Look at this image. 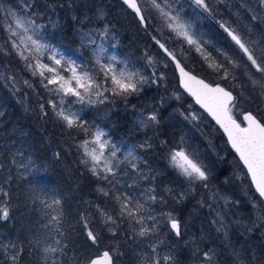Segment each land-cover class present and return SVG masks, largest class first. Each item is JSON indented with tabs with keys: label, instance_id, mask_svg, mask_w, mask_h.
<instances>
[{
	"label": "trees",
	"instance_id": "trees-1",
	"mask_svg": "<svg viewBox=\"0 0 264 264\" xmlns=\"http://www.w3.org/2000/svg\"><path fill=\"white\" fill-rule=\"evenodd\" d=\"M0 1L2 4L18 9L21 2H30L27 11L29 17L43 25L42 31L48 34L54 44L65 49L72 56L79 57L90 71H94L95 68L90 63L88 46L81 39L84 34L113 44L119 54L128 57L133 67L140 69L144 76L153 80L159 72L155 65H149L147 62L148 56H163L151 39L154 35L152 27L143 28L136 16L120 0ZM102 32L105 33L103 36ZM168 47L171 50V47ZM177 56L188 70L214 83L212 81L214 77L210 76V72L202 63L190 66L178 54ZM28 62L31 63V59ZM170 65L174 70L173 65ZM1 75L7 85L4 84ZM42 80L39 74L33 75V72L26 67L25 60L17 53H8L1 48L0 184L10 195L0 196V198L3 197L1 202L9 204V218L0 219V264H12L9 257L16 251H20L17 264H50V261L46 262L43 259L40 249L31 243L34 238L40 236L45 237L48 243H54V239L61 241L66 255L59 253L56 255L62 264H74L75 260L83 264L84 257L95 256L103 249L112 251L110 247H115L111 242L118 243V250L122 253L123 257L118 256V260L121 259L125 264H136L137 258L133 256L135 236L132 238L130 234L132 227L126 219L123 223L121 222L122 218L114 211L115 206L119 208V205L112 196H104L99 190L101 188L110 190L111 187H105L102 181L88 171V166L80 162L84 158L80 144L89 135H86L81 128H68L56 117L49 103V101L54 102L55 98L44 86L46 80H43V83ZM169 81L174 84L172 90L164 91L160 86L157 87L152 83L144 84L140 92L126 99L106 93L108 100L90 105L86 110L85 125L89 131L92 133L96 127H100L116 139H125L129 145H134L147 167L156 171L154 175H157L155 179L159 185L160 182L167 184L177 183V181L164 157L159 156L158 151H162L158 150V146L161 145V149L167 151L175 143L182 142L178 121L175 119L178 117L176 109L182 108V104L177 106L176 99L173 101L174 98L169 97L175 91L182 92L177 83L175 70L171 73ZM161 83L158 82L159 85H162ZM11 89H14V93ZM233 92L236 95V92ZM251 96L253 100H249L248 105L241 106L242 112L250 110L254 114H256L255 111L262 114L263 108L258 106L260 104L264 106V102L254 92ZM183 100L192 102L185 94L181 97V101ZM160 102L165 104V107L158 112L159 126L152 124L141 126L137 111L149 112ZM54 103L59 107V102ZM41 105L44 106L43 109ZM208 120L213 124L209 118ZM221 137L224 138L223 134ZM140 145L145 146L140 147ZM203 147L204 151L208 150L206 146ZM203 153L214 168V178L220 177V180L232 178V170L225 162L221 161L217 165V160L213 155L210 156V152ZM21 164L25 167H18ZM142 183L145 186L146 179H142ZM33 188L47 192V196L42 195L41 199L55 196L61 200L59 210L62 211L63 216L59 232L52 229V226L45 227L50 215H41V208L44 206L39 200L33 198ZM154 191L159 195L161 188L155 185ZM257 198L260 200L259 197ZM93 204L104 206L114 215L118 224L116 229L121 232L125 241L118 237V242H110L112 235L108 237L109 231L104 226H112L111 224L104 222L105 225L101 220L89 222L86 219V207L94 208ZM162 208L165 207L162 206ZM173 209L180 212L181 207L176 206ZM50 213L54 214L52 210ZM142 215L144 216L145 212ZM155 218L156 229L153 232L155 238L151 237L150 240L159 242V246L171 253L174 264H193V256L187 246L182 243L183 241L180 242V236L174 234L170 222L160 215H156ZM132 223L134 226L135 222ZM181 223L183 224V221ZM89 229L99 235L98 245H93L88 240ZM60 232L63 233L62 236ZM48 233H51L49 237H47ZM181 237L184 239L182 232ZM198 240H200L199 237ZM5 243L16 245L15 249L7 246L13 254L6 250ZM223 250L222 253L227 254V250ZM256 251L253 264H264L262 260L264 246L261 245V248L258 246Z\"/></svg>",
	"mask_w": 264,
	"mask_h": 264
},
{
	"label": "snow or ice",
	"instance_id": "snow-or-ice-1",
	"mask_svg": "<svg viewBox=\"0 0 264 264\" xmlns=\"http://www.w3.org/2000/svg\"><path fill=\"white\" fill-rule=\"evenodd\" d=\"M122 2L135 12L140 24L145 29L150 27V24L146 19L144 10L151 9L158 13L162 21V29L168 30L170 39L177 43L186 44L189 49L194 48L204 60L211 61L209 67L217 74L223 73L220 76L221 80H228L230 77L233 81L237 80L238 77L234 75V72L243 65L244 75L250 82L253 92L264 98V33H260L256 39H252L250 38L253 31L252 27H248L247 31H244L238 27H233L229 21H217L219 28L223 30L226 38L230 41L228 45L229 51H225L223 48L216 49V52L224 57L223 61H218L207 51L210 41L205 40L203 34L198 35L194 31L192 23L185 19L182 8L173 6L177 3V0H139V2L138 0H122ZM220 2L223 3L224 0H220ZM191 3L201 9L203 13H207L209 16L213 15L210 0H191ZM251 5L252 0H241L240 7L246 8L247 12L251 13V21L264 23V0H256V7ZM0 20L7 21L6 25L0 24V29L8 34L12 48L25 60L26 67L32 70L33 75L38 72L43 80L47 81L44 85L46 88L48 85L55 86L54 89H48L50 92L54 90L57 94H62L59 107L53 101H49L56 117L63 121L68 128H81L86 135L91 136L90 140H84L80 144V147L83 148L84 157L80 162L88 166V171L93 176L100 180L108 181L112 186L110 190L103 188L99 190L104 196L111 195L119 205L118 215L122 218V223L126 219L129 226L135 231L132 223L134 221L135 225H139L136 235L149 237L156 229V218L149 215L147 219L152 220L153 224L147 226L145 217L142 215L144 204L136 201L130 194H121L117 187L122 183L121 165L123 162L116 159L119 149L115 145H111L109 140L103 138L105 133L102 130L97 129L95 133H91L79 114L70 110V103H104L109 99L106 93H111L113 97L126 99L128 96L140 92L141 86L148 83L149 78L144 76L139 69L132 70L126 60H121L116 55H104L103 62L101 57L97 55L94 71L81 69L74 60L66 59L63 56L60 59H56L55 50L50 45L41 43L38 38L39 29L42 26L36 24L34 19L25 17L18 9H5L0 4ZM104 34L103 32L101 33L102 36ZM151 39L161 51L164 60L167 61L165 67L169 64L175 65V70L180 76V85L194 97L195 102L223 130L227 136V143L231 145V148L247 170L245 175L250 177L251 184L255 187L259 197L264 198V118H258L252 111H246L243 113L242 120L238 122L236 115L240 113L239 99L233 95L232 91L222 87L219 83L213 87L205 83L204 80L198 79L185 70V65L178 58L176 51L169 49L167 42H162L156 35H152ZM45 51L52 53L48 56V59L53 61L52 66L44 64L40 59L45 54ZM99 52L104 53L105 50L100 48ZM181 55H183V49L181 50ZM30 59L35 61V65L28 62ZM147 62L152 65L154 63L153 57L148 56ZM46 73H50L51 76H47ZM64 73L70 74L65 75ZM163 78V74H161L151 82L156 83L157 79ZM232 87L246 86L234 83ZM240 96H243V93H240ZM64 97H75V101L69 102V107L66 108ZM92 97H96V99ZM43 107L41 105L42 109ZM185 118L187 119L188 117ZM191 119L196 120L198 117L193 114ZM153 123H159L155 111L150 112L146 117L142 114L141 126H149ZM144 146L140 145V147ZM148 146L150 147V145ZM106 149L109 150L108 155H105ZM128 156L131 160L136 159L132 151L128 153ZM169 163L174 169L178 170L181 176L186 177L189 183L207 181L209 178L207 167L199 161L197 156L189 153L182 142L171 149ZM18 167H25V165L21 164ZM131 167L135 169L137 165L131 163ZM204 186L207 187V184ZM148 191L151 192L154 189H149ZM33 192V198L39 200L45 209H51L54 213L48 219L45 227L52 226V229L59 232L63 216L62 211L59 210L61 200L55 196L41 199L42 195L47 196V192L43 189L33 188ZM0 194L5 197L10 195L2 187H0ZM180 195L183 198L184 194L181 193ZM146 199L155 201L156 197L147 196ZM100 213L105 218L106 224L109 222L115 224L114 217L109 215L107 211L100 209ZM166 215L172 231L175 232L176 236H180V222L171 212ZM8 218L9 204L0 202V219L6 220ZM258 219L264 220V216ZM215 222L213 221V223ZM222 228L223 224L217 231H221ZM111 231L115 234L116 229L113 228ZM59 234L63 235L62 232ZM87 238L93 245L99 244V235L92 230L87 231ZM31 243L40 249L46 262L62 264L56 254L66 255V252L65 248L61 246L59 239H54V243H48L44 237H38L34 238ZM8 247L15 249L16 245L13 243L8 245ZM150 248L151 255L147 252L140 254L138 264H174V257L171 253L161 257L157 254V244H152ZM113 255V252L105 250L95 256L84 257L83 264H113ZM214 255L215 253L212 249L203 252L204 259L201 264H213ZM9 258L12 264H17L20 259V251H16ZM74 264H80V261L75 260Z\"/></svg>",
	"mask_w": 264,
	"mask_h": 264
},
{
	"label": "rangeland",
	"instance_id": "rangeland-1",
	"mask_svg": "<svg viewBox=\"0 0 264 264\" xmlns=\"http://www.w3.org/2000/svg\"><path fill=\"white\" fill-rule=\"evenodd\" d=\"M29 3L30 2H21L20 9H18L8 4H2L0 1V4H2L5 9H18L25 17H29L27 13L30 6ZM240 4L241 0H224L223 3H221L220 0H210V7L213 9L212 16H209L207 13H203L201 9L191 3V0H177V3L173 6L183 9L185 19L192 23L194 31H196L198 35L203 34V38L210 41V44L207 46V51L213 56V58H216L218 61H223L224 57L217 53L216 49L223 48L225 51H229L228 45L230 41L226 38V34L223 33V30L219 28L217 21H229L233 27H238L244 31H247L248 27H252L253 31L250 37L252 39H256L260 33H264V23L251 21V13L247 12L246 8H241ZM251 6L256 7V0H252ZM24 10L26 11L24 12ZM144 14L148 23L152 27L154 35L161 39L162 42H167V45L171 47V50H175L185 63L190 66H196L197 64L201 65L202 63L206 67L207 71L210 72V76L214 77L212 80L214 83H220L236 92L239 99L240 109V113L239 115H236V117L240 118L242 113L241 108L248 105L247 103L249 100H253L251 96L253 90L250 82L244 75L243 65H241V67L234 72V75L238 77L237 80L233 81L231 77L228 80H221L220 76L223 75V73L217 74L214 72L213 69L209 67L211 61L204 60L201 54L197 53L194 48L189 49L186 44L177 43L170 39L168 30L162 29V21L158 13L151 9H145ZM6 23L7 21L0 20V24L6 25ZM36 24L41 25L38 22H36ZM42 30L43 29L41 27L39 29L38 38L41 40V43L50 45L51 48L55 50L56 59H60L61 56H63L66 59L74 60L81 69L88 70L86 64L79 57L72 56L65 49H62L60 46L54 44L48 34ZM81 39L88 46L91 56L90 63L94 68L97 55L101 57L102 62L104 55H116L121 60H126L132 70H137V68L133 67L131 61L128 60V57L121 56L119 54L118 49L113 44H108L95 36H89L87 34L82 35ZM1 48L8 53H17L11 46L8 34L2 29H0V51ZM100 48H103L105 52L100 53ZM182 49L183 55H181ZM51 54V52L45 51V54L40 57L44 64H48L49 66L53 65V61L48 59V56ZM229 54L232 55L231 52H229ZM151 57H153L154 60L153 65H155L159 70V72L156 73V78H158L161 74H163L164 78L157 79L156 83H152V79L149 78V82L146 84L152 83L157 87L160 86L164 91L167 89L172 90L171 88L174 84L169 81V78H171V73H174V70L171 69V65L169 64L165 67L167 61L164 60L163 56L152 55ZM31 61V63L35 65V61ZM64 74L69 75L70 73ZM46 75L49 77L51 76L50 73H46ZM156 78L153 77V79ZM1 79L4 80V84L7 85L3 75H1ZM159 81L162 82V85L158 84ZM44 83L46 84L47 81ZM234 83L245 85L246 87L233 88L232 85ZM54 87L55 86L53 85H48L47 90L49 88L54 89ZM11 90L14 93V89ZM240 93H243V96H240ZM49 94L55 98L54 102L57 101L60 104L62 94H57L54 90L51 92L49 91ZM182 95H184L183 92L179 93L177 91H175L173 95H169L170 98H174H171L173 101L176 99L175 102L177 106L180 103L182 104V108L176 109L178 117H175L178 121V130L181 134V141L183 142V146L186 150L197 156L199 161L207 167L209 173L207 181H194L189 183L186 177L181 176L178 170L174 169L170 165L169 153L171 149L178 144V142L167 151H163L160 147L161 145L158 146V150L162 151H158L160 154L159 156L164 157L169 168L173 170L177 181V183L169 182L167 184L160 182L159 185V182L155 179L157 175H154L156 174V171L147 167L145 160H143L142 155H139V152L137 151L138 149H136L134 145H129L125 139H116L115 136L109 134L108 131L100 127H96L92 133H95L97 129L102 130L105 133L103 138L109 140L111 145H115V147L119 149L116 154V159L123 162L121 165L122 183L117 186L119 192L121 194H130L136 201L144 204L145 207L143 212H145V215L150 214L153 217L160 215V217L163 216L168 220L166 214L171 212L172 215L180 221L181 232L184 239H182L180 235L179 240L180 242L183 241L182 243L187 246L193 256V264H201V261L204 259L203 252H206L209 249H212L215 253L213 257V264H253L257 254V247L260 246L261 248V245L264 246V220L258 219L259 217L264 216V202L256 194L248 176L245 175V169L236 156H234L231 152L226 140L221 137L222 133L219 128L214 125V123L211 124L208 120L209 117H205V114L192 102H185L184 100L181 101ZM110 96H112L111 93ZM257 97L264 102V98H261L258 95ZM92 98L96 99V97ZM64 100L65 107L67 108L69 107V102L75 101V97H64ZM90 105L93 104H80L78 102L70 103V110L78 113L84 123H86V110ZM164 107L165 104L160 102L151 111L146 112L144 110H138L137 114L140 119L142 114L146 117L152 111H155L157 116H159L158 112ZM259 107L263 108L261 111L262 114L257 111H255V113L264 118V106L260 104L258 108ZM193 114H195L198 119H191ZM185 117L188 118L186 119ZM152 125L159 126V123H153ZM90 139L91 136L83 139L82 141ZM203 146H206L208 150L204 151ZM108 151V149L105 150V155H108ZM130 151H132L135 155V160H131L128 156ZM203 152H210V156L212 157L213 155L217 160V165L221 161L225 162L228 165V168L230 167L232 170V178H224L223 180H220V177L214 178V168L206 160ZM131 163H135L137 167L133 169L131 167ZM142 179H146L145 186L142 183ZM100 181L103 182L105 187H112L108 181ZM205 184H207V187L204 186ZM155 185L161 188L159 195L156 194L155 191H148L149 189H154ZM143 186L144 189L142 190ZM0 187L4 189L1 184ZM181 193L184 194L183 198H181ZM1 195L2 194H0V196ZM147 196H155L156 203L152 200L146 199ZM168 196H170V198ZM257 197H259L260 200ZM2 198H0V202ZM93 205L94 208L91 206L86 207L85 215L89 222H96L97 220H101L103 223L105 222V218L101 215L100 209L107 211L109 215L114 217V215L104 206H98L97 204ZM162 206L165 208H162ZM176 206L179 208L181 207V210H179L180 212L173 209V207ZM115 207L116 210L114 211L118 213L119 208L117 206ZM50 212L51 209L41 208L42 216H51L52 213ZM145 215L146 225L151 226L153 222L148 220ZM182 221L183 224L181 223ZM213 221L216 222L213 223ZM109 224L112 226H108L106 224V226H104L109 231L108 237L112 235L109 241L118 242V237H121V239L125 241L121 232H118L116 229L118 226L116 221L115 224H112L111 222H109ZM221 224H223L222 230L217 231V229L221 227ZM134 227L135 231L131 228L130 234L132 238L135 236L133 242V245L135 246L133 256L137 258L136 264H138L140 254L147 252L151 255L150 246L152 244H157V254L159 256L163 257L164 255L169 254L164 247L158 245L159 242L150 240L151 237L155 238L154 233H152L149 237H140L136 235V232L139 230V225H134ZM113 228L116 229L115 234L111 231ZM249 229H251V231H249ZM49 236L50 234L48 233L47 237ZM198 237L200 240H198ZM111 244L115 247L112 248L109 246L112 250L111 252L114 253V263L125 264L121 259H117L118 256L120 258L123 257L122 253L118 250V243L111 242ZM8 245L9 244L5 243L6 250H8ZM223 249L227 250V254L222 253V251H224ZM8 251L10 254H13L10 250Z\"/></svg>",
	"mask_w": 264,
	"mask_h": 264
},
{
	"label": "water",
	"instance_id": "water-1",
	"mask_svg": "<svg viewBox=\"0 0 264 264\" xmlns=\"http://www.w3.org/2000/svg\"><path fill=\"white\" fill-rule=\"evenodd\" d=\"M121 2H122V0H120ZM123 3V2H122ZM124 6L130 11V12H132L135 16H136V14H135V12L133 11V10H131V9H129L128 7H127V5H125L124 4ZM136 18L139 20V18L136 16ZM142 27H144L143 25H141ZM145 28V27H144ZM183 64V63H182ZM173 67H174V70H175V65L173 64ZM185 70L186 71H188V72H190L192 75H194V76H196L198 79H202V80H204V82L205 83H208V84H210V85H212L213 87L217 84L216 82L215 83H211V82H209L208 80H206L205 78H203V77H201V76H199V75H197L196 73H194V72H192V71H190V70H188L186 67H185ZM175 73H176V75H177V80H178V85H179V87L181 88V90H182V92L203 112V113H205L209 118H210V120L219 128V130L221 131V133L223 134V136H224V138H225V140H226V142H227V136L224 134V132H223V130L219 127V125L218 124H216V122H215V120L214 119H212V117L199 105V104H197L196 102H195V99H194V97H192L181 85H180V76H179V73L175 70ZM220 84V83H219ZM222 87H225L224 85H222V84H220ZM226 88V87H225ZM227 90H230V89H228V88H226ZM231 91V90H230ZM233 92V91H232ZM233 95L235 96V93L233 92ZM242 116H243V114L241 115V117H240V119L239 118H237V120H238V122L240 121V120H242ZM243 126V125H242ZM227 145L229 146V148H230V150H231V152L234 154V156H236V158L239 160V157H238V155L235 153V151L231 148V145L230 144H228L227 143ZM239 162H240V160H239ZM241 163V165L243 166V164H242V162H240ZM243 168H244V166H243ZM245 169V171L247 172V170H246V168H244ZM249 178V180H250V182H251V179H250V177H248ZM252 185V184H251ZM252 187H253V189L255 190V187L252 185ZM255 192H256V190H255ZM256 194L259 196V194L256 192ZM261 200L264 202V198H261ZM105 251V250H104ZM103 252V251H102ZM101 252V253H102Z\"/></svg>",
	"mask_w": 264,
	"mask_h": 264
},
{
	"label": "bare ground",
	"instance_id": "bare-ground-1",
	"mask_svg": "<svg viewBox=\"0 0 264 264\" xmlns=\"http://www.w3.org/2000/svg\"><path fill=\"white\" fill-rule=\"evenodd\" d=\"M139 2V1H138ZM123 4V3H122ZM124 5V4H123ZM144 28V27H143ZM170 49V48H169ZM173 65V64H172ZM177 83H178V80H177ZM179 86V85H178ZM226 87V86H225ZM226 88H228V87H226ZM179 89L181 90V88L179 87ZM228 89H230V88H228ZM231 90V89H230ZM182 91V90H181ZM232 91V90H231ZM236 96V95H235ZM246 111H250V110H245V111H243L242 113H241V115L244 113V112H246ZM205 114V113H204ZM206 115V114H205ZM207 116V115H206ZM238 118V117H237ZM174 232V231H173ZM174 234H175V232H174ZM176 235V234H175ZM104 250H108V249H103V250H101L100 251V253L102 252V251H104Z\"/></svg>",
	"mask_w": 264,
	"mask_h": 264
},
{
	"label": "flooded vegetation",
	"instance_id": "flooded-vegetation-1",
	"mask_svg": "<svg viewBox=\"0 0 264 264\" xmlns=\"http://www.w3.org/2000/svg\"><path fill=\"white\" fill-rule=\"evenodd\" d=\"M139 1V0H138Z\"/></svg>",
	"mask_w": 264,
	"mask_h": 264
}]
</instances>
